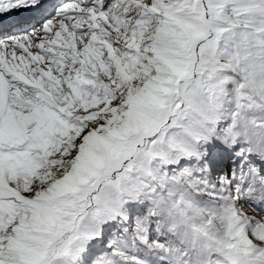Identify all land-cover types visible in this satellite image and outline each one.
<instances>
[{
  "label": "snow or ice",
  "instance_id": "6c2138e0",
  "mask_svg": "<svg viewBox=\"0 0 264 264\" xmlns=\"http://www.w3.org/2000/svg\"><path fill=\"white\" fill-rule=\"evenodd\" d=\"M258 55L264 7L247 0H0V264H57L80 248L77 264H94L103 241L86 240L89 197L102 217L118 214L145 188L156 192L145 178L157 161L194 158L215 175L239 152L264 196V122L245 111L264 108V63L238 85L231 118L219 115L214 82L220 69L247 73ZM197 75L206 98L188 91ZM160 196L215 240L224 259L207 264H264V232L244 227L264 223V205L258 214L253 201L216 200L209 211ZM222 213L236 219L219 238Z\"/></svg>",
  "mask_w": 264,
  "mask_h": 264
},
{
  "label": "rangeland",
  "instance_id": "374dc122",
  "mask_svg": "<svg viewBox=\"0 0 264 264\" xmlns=\"http://www.w3.org/2000/svg\"><path fill=\"white\" fill-rule=\"evenodd\" d=\"M219 2L225 3V2H228V0H219ZM247 3L254 6L256 9H261L262 7H264V0H247ZM258 15L259 13H257V16ZM248 27L258 30L261 27V25L259 23V20L257 19V20L251 21ZM195 54L196 53H193V62L195 60ZM262 63H264V58H261L258 55L256 59L255 67L249 69L247 73L245 71H235L233 75H227L225 70L223 69L218 70L214 82H219L221 84V87L217 90V95H216V107L219 110V115L221 117L225 119L231 118V113L235 111V94H236V89L238 85L240 83L245 82L244 80L245 76L250 75L251 72L254 71L256 73H259V71L261 70L260 65ZM202 80H203V77H201L200 75L195 76L193 79H191L188 82V88L191 84L197 82L199 87L202 89V91L207 96L208 94L207 88L204 87L203 84L201 83ZM224 85H228V87L225 88ZM245 111H247L249 119L251 121H257L260 117H262V115L264 116V108H261L259 105L254 106L251 109H246ZM232 161L234 162V160ZM180 163L182 166L176 167L174 161L165 162V163H161L157 161L154 164V170H155L156 175L145 178V182L151 185L152 187H155L156 192L153 193L150 188H145L141 195H139L138 197H134L131 201L127 202L124 205V209H122L121 211L120 218L115 223V225L113 226L111 224L107 225L106 228L104 229V233L100 235L99 237H97L96 240L103 239L102 241L104 242V244H106L107 241L111 242L112 239L114 238H117L119 241L126 239L128 238L129 233H132L133 235L138 236L137 244L140 248H143L142 246H148L149 237L150 236L152 237L151 234H152V231L154 232L156 221L155 223L151 222L152 229L150 228L151 231H148L149 235L142 237L141 233L146 223L147 225H150V218H149L150 207L152 205H155L156 202H158L161 205L160 207L162 211L161 212L162 218H161L160 224L164 223V219L168 211L166 203L161 200V196H160L161 193H163L166 198H167L168 193H172L177 199H179L180 197H183L185 200H189L192 203L196 204L197 206L203 208L204 207L203 205H205L206 203L205 197L196 193L191 188V186L188 185V183H191L195 187H199L206 194L213 193V192L221 190L222 188L225 189V187H227L218 181V180H221L220 178H217V177L212 178L214 175L213 174L211 176L209 175V169L207 166H205L204 168H200L199 164L194 158L191 160L181 161ZM195 168L200 172L201 175L194 174ZM233 168H236V166H234ZM230 169L232 170V168H229V170ZM173 177H176V182H172ZM166 178H167V182H165ZM207 178L208 179L212 178L211 179L212 185H210L209 183L207 184L208 182ZM94 195H95V192L91 194V196H94ZM91 196L89 197L88 206L84 208L82 215H84L85 212H87L94 203V201L91 199ZM232 197L234 196L231 193L229 195L224 196V200L227 201ZM204 209L206 208L204 207ZM126 217H129V218L127 219ZM129 221L131 222V224H128ZM190 223L191 225H193L192 221H190ZM255 227L256 226L254 222H251L247 225L246 231L252 232V229ZM176 230L173 229V231H175L178 237L183 241L182 243L185 244L184 235L182 234L183 235L182 236L181 235L182 232L178 230L179 232H181L179 233ZM169 233L172 234L173 237ZM166 234H168L170 238L173 239V241H175L173 233L169 231ZM92 244H95V240L92 241ZM207 244L209 245L210 248H214L217 250L218 246L215 240L212 239V237L205 240V244H203V246H206ZM178 245L180 247L182 246L180 243H178ZM96 248L98 249V251L95 257L94 264L96 261L101 262V264L103 263L121 264V263L128 262L130 259V257L125 255L124 253L119 252L120 250L111 249L110 252L105 251L104 249L107 248L105 247V245L104 246L96 245ZM148 250L154 251V254L156 256L158 252L160 251L159 249L151 250L150 247H148ZM181 250L187 252L189 248L185 246ZM82 251L83 249L81 248L78 252L74 253L73 257H71V255H68V256H64L63 258L68 259L67 260L68 264H77V260L82 258L79 256V252H82Z\"/></svg>",
  "mask_w": 264,
  "mask_h": 264
},
{
  "label": "bare ground",
  "instance_id": "6f19581e",
  "mask_svg": "<svg viewBox=\"0 0 264 264\" xmlns=\"http://www.w3.org/2000/svg\"><path fill=\"white\" fill-rule=\"evenodd\" d=\"M188 91L191 94L196 95L199 98L207 97L205 93L202 91V89L199 87L197 82L191 84L188 88ZM262 122H264L263 115L257 121H255L256 124H260ZM239 155L240 153H236V155L233 158L234 162L232 161L231 165L236 166V168H233L232 172L230 169L228 170V172L226 170L224 172L217 173L212 177V178H216V177L220 178L221 180H218V181L222 183L224 186H227L225 187V189L222 188L219 191L206 194L199 187H195L191 183L187 182L188 185L191 186V188L196 193L205 197L206 203L203 206L209 211L215 210L216 200L229 202L231 204L238 205V206H243L245 203H248L249 201H253L250 204V210L256 211L258 214H259V210L257 209L256 205L257 204L264 205V196L256 195L257 193L256 181H252L249 183L247 173L242 172L241 167L238 166L235 157ZM235 169H237L236 176H235V172H236ZM250 171L256 172L257 169L252 168L250 169ZM194 174H200V172L195 168ZM209 175L210 176L212 175L210 169H209ZM261 175H264V173H261ZM212 178H209V179L207 178L208 179L207 184L209 183L210 185H212V181H211ZM233 181H238V183H235L234 187L230 188L229 185L233 184ZM231 193L233 196H239L241 198L240 202L232 198H230L227 201L224 200V196L229 195ZM127 202L129 201L126 200L124 202V205ZM124 205L122 209H124ZM160 206L161 205L158 202H156L155 205H152L150 207V214H149L150 225H147L146 223L141 233L142 237L149 235L148 231H151L152 229L151 222L155 223L156 221L154 232L152 231V234H151L152 237L151 236L149 237L148 246H142L143 248H140L137 244L138 236L133 235L132 233H129L128 238L123 239L121 241H119L117 238H114L112 239V241L110 240L111 242L107 241L106 244H104L103 242L102 245L103 246L105 245V247H107L104 250L109 251V252L111 249L120 250L119 252H122L128 257H130L128 262L121 263V264H132V257H138L141 261L146 262V264H181L182 261L186 262V260H190L192 264H207V261H209L210 259L221 260V261L224 259V257L220 255L216 249L210 248L208 244L206 246H203V244H205V240H207L208 238H211V236H205L203 233L196 231L192 227L190 221L185 222L183 218L176 216L174 214H171L169 211H167L165 219H164V223L160 224V221L162 218L161 217L162 211H161ZM121 211H119L118 214H113L111 216L102 217L99 213H97L95 203H93V205L89 208V210L85 212V214L83 215L85 217L84 224L91 226L87 231L86 240L93 241L92 237L94 236L95 238H97L100 235H102L107 225L109 224H111L112 226L115 225V223L120 218ZM126 218L128 219L129 217H126ZM230 219H236V217L230 216V213L218 214L215 217L216 229L218 230L215 234L218 235L219 238L224 237V234L227 231V228L229 226ZM192 222L195 224L200 223L199 220H195ZM252 222H254L256 226L255 228L252 229V232H256V233L264 232V223H260L258 220H255V219H252ZM128 224H131V222L129 221ZM248 224L249 223H246L244 225L245 230ZM173 229L174 230L178 229L179 231L182 232V234L184 235V241L186 245L182 243L183 241L178 237L177 233L173 231ZM169 231L174 234L175 241H173V239H171L170 236L166 234ZM178 243H180L182 246L180 247ZM185 246L189 248L187 252L181 250ZM148 247H150L151 250L159 249L160 251L158 252L157 256L154 254V251H149ZM74 253L75 252L71 254V257H73ZM67 260L68 259L66 258L60 257L57 261V264H68Z\"/></svg>",
  "mask_w": 264,
  "mask_h": 264
},
{
  "label": "water",
  "instance_id": "95a60500",
  "mask_svg": "<svg viewBox=\"0 0 264 264\" xmlns=\"http://www.w3.org/2000/svg\"><path fill=\"white\" fill-rule=\"evenodd\" d=\"M196 56H197V53L195 54V60H196ZM195 60H194V62H195Z\"/></svg>",
  "mask_w": 264,
  "mask_h": 264
}]
</instances>
